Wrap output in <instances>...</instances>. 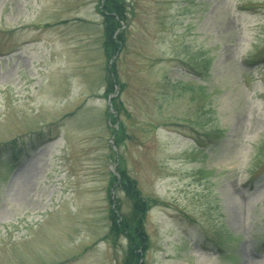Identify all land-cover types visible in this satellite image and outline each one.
<instances>
[{"label":"rangeland","instance_id":"374dc122","mask_svg":"<svg viewBox=\"0 0 264 264\" xmlns=\"http://www.w3.org/2000/svg\"><path fill=\"white\" fill-rule=\"evenodd\" d=\"M123 5L0 0V264H124L122 171L142 264H264V0Z\"/></svg>","mask_w":264,"mask_h":264},{"label":"trees","instance_id":"16d2710c","mask_svg":"<svg viewBox=\"0 0 264 264\" xmlns=\"http://www.w3.org/2000/svg\"><path fill=\"white\" fill-rule=\"evenodd\" d=\"M101 14L103 16V42L102 46L109 61L121 49L123 43V32L120 21L124 20L125 8L123 0H101ZM119 30V31H118ZM118 31V32H117ZM109 78L106 80L107 94L114 91L115 81L114 64L106 67ZM116 133V129L114 130ZM118 134V132H117ZM120 179L118 187L131 201V210L125 216L117 215V207L110 209L111 233L124 236L127 240L126 256L124 264H142L145 252L148 250V239L142 229L143 221L147 210L155 205L152 200H145L139 194L135 181L131 180L125 173L119 172ZM113 185V184H112ZM114 186V185H113Z\"/></svg>","mask_w":264,"mask_h":264},{"label":"crops","instance_id":"0c3cea01","mask_svg":"<svg viewBox=\"0 0 264 264\" xmlns=\"http://www.w3.org/2000/svg\"><path fill=\"white\" fill-rule=\"evenodd\" d=\"M95 13H96V12H95ZM84 48H85V47H83L82 49H84ZM80 50H81V49L78 48V47L75 49L76 52H79Z\"/></svg>","mask_w":264,"mask_h":264},{"label":"water","instance_id":"95a60500","mask_svg":"<svg viewBox=\"0 0 264 264\" xmlns=\"http://www.w3.org/2000/svg\"><path fill=\"white\" fill-rule=\"evenodd\" d=\"M110 106V105H109Z\"/></svg>","mask_w":264,"mask_h":264}]
</instances>
